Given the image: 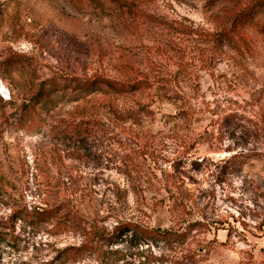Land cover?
Wrapping results in <instances>:
<instances>
[{
	"label": "rangeland",
	"instance_id": "rangeland-1",
	"mask_svg": "<svg viewBox=\"0 0 264 264\" xmlns=\"http://www.w3.org/2000/svg\"><path fill=\"white\" fill-rule=\"evenodd\" d=\"M129 1L0 0V264H100L66 256L80 234L34 229V206L188 232L122 242L116 264H264V0ZM224 27L233 47L213 34ZM94 74L155 84L60 102L39 133L15 127L42 79Z\"/></svg>",
	"mask_w": 264,
	"mask_h": 264
},
{
	"label": "trees",
	"instance_id": "trees-1",
	"mask_svg": "<svg viewBox=\"0 0 264 264\" xmlns=\"http://www.w3.org/2000/svg\"><path fill=\"white\" fill-rule=\"evenodd\" d=\"M112 1L128 10H131L135 5L134 2L129 0ZM258 5L252 4L248 12H244L243 17H251ZM240 16H237L238 22L239 19L241 21L243 19ZM234 25L236 26V23ZM213 34L222 45L232 46L235 41L234 31L230 27H224ZM10 59L11 56L6 60L9 61ZM154 84L147 79L119 81L99 74L92 76L65 75L47 77L39 82L34 99L22 103L15 127L27 133H39L46 126V115L52 109H55L60 102L80 101L86 96L104 89V87L118 94L144 93L149 89H153ZM156 94L159 93L157 92ZM65 131L69 134L68 130ZM78 131H81V128ZM237 157V154H234L228 159V162L235 160ZM56 211L58 209L34 206L31 210H27L24 220L28 221L33 225L34 229L39 231L47 223V226H50L49 231L53 234H61L63 232L80 234L83 237L81 243L67 246L64 249V252H69L66 256L73 260L81 258L86 253H97L96 257L98 261L100 260V264H116L126 256L117 247L122 242L127 241L134 246L141 247L142 244L184 242L188 236V232L183 230L174 228L162 229L159 227L151 228L131 219L119 220L117 224L109 228L97 219L92 221L84 220L79 211L72 212V210L67 212L63 218H56ZM190 257V254H188L183 259L182 257L170 259L167 255L162 254L159 257L153 256L149 262L156 264H185L184 259L189 260Z\"/></svg>",
	"mask_w": 264,
	"mask_h": 264
}]
</instances>
